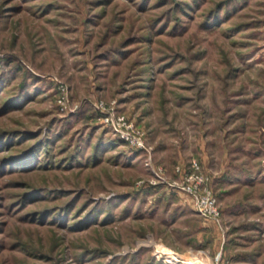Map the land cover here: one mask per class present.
Segmentation results:
<instances>
[{"label":"rangeland","instance_id":"374dc122","mask_svg":"<svg viewBox=\"0 0 264 264\" xmlns=\"http://www.w3.org/2000/svg\"><path fill=\"white\" fill-rule=\"evenodd\" d=\"M259 120L264 0H0V264H264ZM192 158L236 187L216 220L153 183Z\"/></svg>","mask_w":264,"mask_h":264},{"label":"built area","instance_id":"2783aa9c","mask_svg":"<svg viewBox=\"0 0 264 264\" xmlns=\"http://www.w3.org/2000/svg\"><path fill=\"white\" fill-rule=\"evenodd\" d=\"M97 107L101 112L103 124L120 138L126 145L145 153L144 161L146 165H151V150L146 144V131L130 115L119 111L114 101L106 103L99 100ZM189 165L181 167L176 165L174 171L177 176L174 179H167L163 173L155 172L153 183L165 182L166 186L185 192L192 200L195 210L204 217L218 219L220 211L216 204V198L209 184V176L205 174L200 163L194 158L190 159ZM217 256L214 264H232L230 261L219 262Z\"/></svg>","mask_w":264,"mask_h":264},{"label":"trees","instance_id":"16d2710c","mask_svg":"<svg viewBox=\"0 0 264 264\" xmlns=\"http://www.w3.org/2000/svg\"><path fill=\"white\" fill-rule=\"evenodd\" d=\"M262 114H263V111H262ZM261 120V119H260ZM259 120V122H261ZM263 123L261 122V124H260V127H259V129L261 130V133H262V131H264L263 129ZM120 139V138H119ZM262 141H264L263 139L260 141V142H262ZM252 142L253 143H251V146L248 148V151L247 150H242L243 149V144H240L239 143V145H237V149L238 150H242V151H244V154L245 155H247V156H244V158H243V160H241V164H242V166H243V168L245 169V171H246V173H247V175L248 176H250V173H249V171H248V165H247V161H249L250 159H252V158H255V157H257V155H259V153H260V150H263L264 149V144H263V142L262 143H258L257 144V142L255 143V141L254 140H252ZM138 151H140V150H138ZM142 152V151H141ZM143 153V152H142ZM238 152H236V154L233 156V154L231 153V157L230 158H232V161H233V159H234V157H237L238 156ZM234 162V161H233ZM253 163L252 164H257V165H259V166H257V167H255L254 168V170H253V173L254 174H261V172L262 173H264V158H262V159H255L254 161H252ZM232 165V167H233V163L231 164ZM234 168V167H233ZM253 174V175H254ZM238 175V174H237ZM255 176V175H254ZM224 177V176H223ZM225 178V177H224ZM238 178H240V176H237V178H235V179H233L234 181L236 180V179H238ZM253 179V178H252ZM251 180V179H250ZM231 182L232 181V177H231V175H229V178L228 179H220V178H216L213 182V186H215V188L216 189H218L219 191H218V194H217V197H216V201H217V198H218V201H220L226 194H230L231 193V190L232 189H234V188H236V187H230V188H224V187H222V185H224V184H227V182ZM234 186H236V185H234Z\"/></svg>","mask_w":264,"mask_h":264}]
</instances>
